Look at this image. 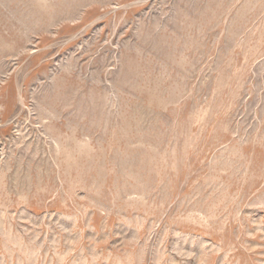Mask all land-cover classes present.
<instances>
[{"label":"rangeland","instance_id":"rangeland-1","mask_svg":"<svg viewBox=\"0 0 264 264\" xmlns=\"http://www.w3.org/2000/svg\"><path fill=\"white\" fill-rule=\"evenodd\" d=\"M0 264H264V0H0Z\"/></svg>","mask_w":264,"mask_h":264}]
</instances>
